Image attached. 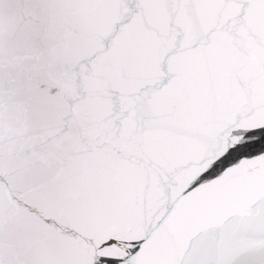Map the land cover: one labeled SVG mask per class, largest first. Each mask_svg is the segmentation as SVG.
<instances>
[{
    "label": "snow or ice",
    "instance_id": "snow-or-ice-1",
    "mask_svg": "<svg viewBox=\"0 0 264 264\" xmlns=\"http://www.w3.org/2000/svg\"><path fill=\"white\" fill-rule=\"evenodd\" d=\"M9 16L23 55H0V264H264V0ZM73 24L88 44L67 58Z\"/></svg>",
    "mask_w": 264,
    "mask_h": 264
},
{
    "label": "water",
    "instance_id": "water-1",
    "mask_svg": "<svg viewBox=\"0 0 264 264\" xmlns=\"http://www.w3.org/2000/svg\"><path fill=\"white\" fill-rule=\"evenodd\" d=\"M23 0H0V55L8 56L12 52L23 55V47L18 39L17 34L12 31V21L10 20V10ZM88 44V33L78 24H73L68 40L66 42V57L75 56L82 47ZM88 51H93L91 47ZM104 60L109 59L106 55ZM38 202L46 203L47 194L45 190L37 188L34 193ZM46 208L53 214H63L68 211V208L63 204H47Z\"/></svg>",
    "mask_w": 264,
    "mask_h": 264
}]
</instances>
